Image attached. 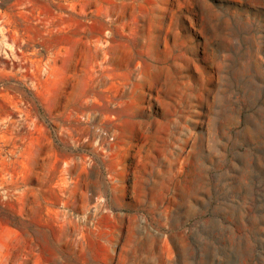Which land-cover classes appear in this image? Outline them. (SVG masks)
<instances>
[{"label": "rangeland", "instance_id": "374dc122", "mask_svg": "<svg viewBox=\"0 0 264 264\" xmlns=\"http://www.w3.org/2000/svg\"><path fill=\"white\" fill-rule=\"evenodd\" d=\"M0 264H264V0H0Z\"/></svg>", "mask_w": 264, "mask_h": 264}]
</instances>
